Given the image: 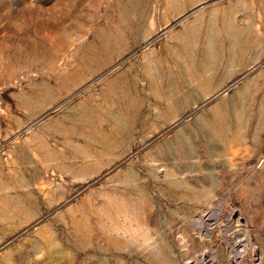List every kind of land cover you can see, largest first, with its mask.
<instances>
[{"label":"rangeland","instance_id":"374dc122","mask_svg":"<svg viewBox=\"0 0 264 264\" xmlns=\"http://www.w3.org/2000/svg\"><path fill=\"white\" fill-rule=\"evenodd\" d=\"M243 261L264 0H0V264Z\"/></svg>","mask_w":264,"mask_h":264},{"label":"bare ground","instance_id":"6f19581e","mask_svg":"<svg viewBox=\"0 0 264 264\" xmlns=\"http://www.w3.org/2000/svg\"><path fill=\"white\" fill-rule=\"evenodd\" d=\"M152 40H153V39H152ZM214 96H215V95H214ZM214 96H213V97H214ZM216 96H218V95H216ZM216 96H215V97H216ZM237 247H238V246L236 245V248H235L236 251L238 250ZM236 254H237V253H236ZM241 256H242V255H241ZM243 256H244V255H243ZM243 256H242V258H243V260H244V257H243ZM243 264H246V263L243 261Z\"/></svg>","mask_w":264,"mask_h":264},{"label":"water","instance_id":"95a60500","mask_svg":"<svg viewBox=\"0 0 264 264\" xmlns=\"http://www.w3.org/2000/svg\"><path fill=\"white\" fill-rule=\"evenodd\" d=\"M196 9H197V8H196ZM196 9H195V10H196ZM186 16H187V15H186ZM222 91H223V90H220L216 95H219ZM216 95H215V96H216ZM215 96H214V97H215ZM214 97H212V98H214Z\"/></svg>","mask_w":264,"mask_h":264},{"label":"crops","instance_id":"0c3cea01","mask_svg":"<svg viewBox=\"0 0 264 264\" xmlns=\"http://www.w3.org/2000/svg\"><path fill=\"white\" fill-rule=\"evenodd\" d=\"M199 7V6H198ZM197 7H195L194 9H192L191 11L193 12ZM196 11V10H195ZM186 16V15H185Z\"/></svg>","mask_w":264,"mask_h":264}]
</instances>
